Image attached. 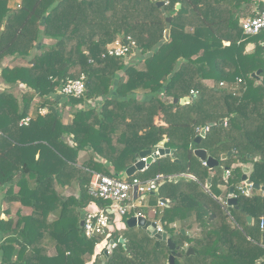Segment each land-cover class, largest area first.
Returning a JSON list of instances; mask_svg holds the SVG:
<instances>
[{
	"label": "trees",
	"instance_id": "obj_1",
	"mask_svg": "<svg viewBox=\"0 0 264 264\" xmlns=\"http://www.w3.org/2000/svg\"><path fill=\"white\" fill-rule=\"evenodd\" d=\"M263 10L257 0H0V65L18 61L0 68V81L40 99L21 126L32 97L0 91V204L18 205L0 210V264H168L165 242L127 228L132 214L112 219L102 237L86 239L79 226L83 209L106 206L87 193L92 175L123 179L141 152L163 141L173 158L126 180L177 176L149 196L167 202L153 220L178 248L174 264H264V193L238 191L246 165L248 180L264 187V32L248 36L240 26ZM126 37L135 44L126 57L106 54ZM81 74L82 98L54 97ZM191 91L188 104L172 102ZM59 104L69 107L67 118ZM198 149L218 161L213 174ZM70 186L76 195L59 191ZM230 189L238 210L228 212L219 199ZM110 241V255L98 251Z\"/></svg>",
	"mask_w": 264,
	"mask_h": 264
},
{
	"label": "built area",
	"instance_id": "obj_2",
	"mask_svg": "<svg viewBox=\"0 0 264 264\" xmlns=\"http://www.w3.org/2000/svg\"><path fill=\"white\" fill-rule=\"evenodd\" d=\"M241 29L244 35L254 36L260 32H264V10L258 12L255 16L244 19L241 24ZM227 45V44H225ZM135 44L130 37L118 39L111 43L106 48V54L110 57L124 58L129 51L134 50ZM86 76L81 74L78 79L67 81L60 89L57 90V95L61 98L80 99L85 93ZM223 86L222 83L219 84ZM190 95H195L193 91ZM190 98V97H187ZM94 102H89L90 106H94ZM48 110H39V114L44 115ZM31 117H26L20 121L21 126H27ZM159 147V146H158ZM157 147V148H158ZM153 150L155 152L157 150ZM146 159H143L145 161ZM206 166L205 162H202ZM147 167H145V170ZM229 175V171L225 172ZM177 176L156 175L154 178L141 181L139 179H113L99 174H93L88 186V195L96 200L105 203V207H94L91 210L84 211L82 214V232L86 239L105 236L112 224V217H124L132 214L133 217H144L140 208L143 207L144 197L155 192L159 185L165 180H171ZM179 177L195 180L191 175L181 174ZM245 189L251 191L250 186L241 185L238 188L240 194H243ZM227 196L225 199H219V202L226 209ZM234 197H236L234 195ZM163 202L158 203V207L162 208ZM264 228V222L260 223V229ZM156 230L162 232L161 227L156 223ZM112 242V244L110 243ZM108 242L103 246L104 254L110 255L111 250L115 247L113 241Z\"/></svg>",
	"mask_w": 264,
	"mask_h": 264
},
{
	"label": "water",
	"instance_id": "obj_3",
	"mask_svg": "<svg viewBox=\"0 0 264 264\" xmlns=\"http://www.w3.org/2000/svg\"><path fill=\"white\" fill-rule=\"evenodd\" d=\"M164 2L160 1L156 3V6L159 9H162L164 6ZM180 8V5H176V10H178ZM163 12V10H161ZM166 31H165V40L169 39V28H170V22H171V17H167L166 20ZM261 74V71H257L256 73H254L252 75L253 78H258L259 75ZM195 97V95H191L190 98H183L181 100H177L174 99L172 102L173 103H179L180 105H184V104H188L191 99H193ZM54 112V110H53ZM223 121H219V125L222 124ZM205 129L202 130L200 132V134L198 135V137L195 139L194 143L197 144L202 137L205 134ZM165 142H161L159 147L157 148V150L155 152L153 151H143L139 154V157L134 161V164L129 167L128 169L125 170L124 174H123V178L127 179V178H131L133 177L136 173H140L143 172L145 170V167L148 168L149 165H151L155 160L163 158V157H171L173 158V153L174 151L168 148H165ZM194 155L197 159H199L202 162H205L206 166L209 168L210 170V174H213L214 172V167L218 166V161L213 159L212 157L207 155V152L205 150H195L194 151ZM232 155V152L227 153L226 156H223L222 159L225 158H229ZM143 159H146L145 161H143ZM244 174L242 176V182H244V184L246 186H250L252 188V190L254 191H260L264 193V187L260 188L258 185H254L252 184L248 179H247V169L243 170ZM210 179L207 181V185L210 184ZM156 192L152 193L151 195H157ZM234 191L233 189L229 190V195L231 196L230 198L227 199V206H228V212H231L232 210H238L237 207V199L235 197H233ZM165 204L167 203L166 201H162ZM247 222L248 224L251 223V218L247 217ZM79 226L82 228L83 226V222L80 221ZM126 226L128 229H133V228H141L142 230H144L148 235H150L152 238H154L156 240V246H158L160 241H163L167 244V247L170 251V255L168 257V264H174V252L175 250H177L178 248L175 247L174 244L171 243L170 239L167 237L166 233L164 232H160L156 230V224L154 222L148 221L146 218L144 217H130L129 219H127L126 221ZM112 244V242H110ZM118 243L120 244H124V240L123 239H119ZM193 254L191 249L187 250L186 255L189 256Z\"/></svg>",
	"mask_w": 264,
	"mask_h": 264
},
{
	"label": "crops",
	"instance_id": "obj_4",
	"mask_svg": "<svg viewBox=\"0 0 264 264\" xmlns=\"http://www.w3.org/2000/svg\"><path fill=\"white\" fill-rule=\"evenodd\" d=\"M257 1H261V2L264 3V0H257ZM15 5H17V1H10L8 3V6L9 7H13ZM249 17H252V16H248L246 18H249ZM246 18H244V19H246ZM250 48H251V46L248 47V50ZM39 49H40V43H38L37 45H35V50L38 51ZM17 62H18L17 59L12 58V57H8V58H6V59H4L2 61L1 65H0V68L1 67H4V66L12 65V64L17 63ZM0 91H8V92H11V93L15 94L16 96H19L21 93H27L28 96L32 97V103H31V108H30V112H29V117H33V115L35 114V109H37V107L39 105L40 99L36 95H34L30 90L26 89L24 86H8V85H5L3 82L0 81ZM54 97L57 98V99L61 98L57 94ZM58 109L61 111V113L63 115H69L70 114L69 113L70 112L69 107L64 108V107L61 106V104H59L58 105ZM39 110H47V108L44 107V108L38 109L37 110L38 113H39ZM163 142H166V141H163ZM86 159H87V154H81V156L79 158V163L84 162ZM59 191L64 196H70V195H76L77 188H76V186H70V187L63 188L62 190L59 189ZM151 194H149V195H147V196L144 197L143 207L140 208V211L143 213L144 218H146L148 221L154 222L156 224L158 222H156L155 220H153V214H155L157 208H160V207H158V203L159 202H162L163 200H157L156 198L154 200H151L149 198V196H153ZM227 196H230V195L228 194ZM0 197H1V192H0ZM233 197H234V194H233ZM150 201H155L156 203L153 204L154 203L153 202V203L150 204ZM163 204H164V206L166 205L164 202H163ZM151 205H153V207H155V208L152 209L151 208ZM17 207H18L17 204H14V205H11V204H3V203L0 204V210L4 211V210L10 208V210H11L12 213H14L16 211ZM226 210L228 211V206L226 207ZM84 211H85L84 209L81 211V217H82V214H83ZM0 217L2 219L5 218V216L3 214ZM131 217H133V216H131ZM149 217H152V219L149 220ZM80 221H82V219ZM159 226H160V224H159ZM98 251H99V247H98Z\"/></svg>",
	"mask_w": 264,
	"mask_h": 264
},
{
	"label": "rangeland",
	"instance_id": "obj_5",
	"mask_svg": "<svg viewBox=\"0 0 264 264\" xmlns=\"http://www.w3.org/2000/svg\"><path fill=\"white\" fill-rule=\"evenodd\" d=\"M34 52V51H33ZM32 52V53H33ZM131 57H133V56H131ZM130 57V58H131ZM66 117L65 118H67V115H65ZM246 167H248V169H250L251 168V166L250 165H246ZM156 202L154 201V203L153 204H155ZM151 208L152 209H154L155 207H153V205H151ZM112 219L114 220V221H118L119 219H120V217H118L117 215H114V217H112ZM128 219V218H127ZM127 219H126V221H127ZM150 219H152V217H149V220ZM115 225V227L117 228V229H119V230H122V229H124V225L123 224H118V223H115L114 224ZM125 225H126V222H125ZM101 249H103V245H100L99 246V250H101Z\"/></svg>",
	"mask_w": 264,
	"mask_h": 264
},
{
	"label": "flooded vegetation",
	"instance_id": "obj_6",
	"mask_svg": "<svg viewBox=\"0 0 264 264\" xmlns=\"http://www.w3.org/2000/svg\"><path fill=\"white\" fill-rule=\"evenodd\" d=\"M244 169H247L246 175L248 176V170H249L248 167H245ZM244 169H243V170H244ZM247 179H248V178H247ZM241 185L246 186V185L244 184V182H242ZM241 185H240V186H241ZM246 187H247V186H246ZM252 191H253V190L247 192V190L245 189L244 193L241 194V195H249V194L252 193ZM239 194H240V193H239ZM234 195H235V194H234ZM235 196H236V195H235ZM162 232H163V231H162Z\"/></svg>",
	"mask_w": 264,
	"mask_h": 264
}]
</instances>
